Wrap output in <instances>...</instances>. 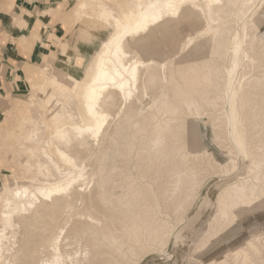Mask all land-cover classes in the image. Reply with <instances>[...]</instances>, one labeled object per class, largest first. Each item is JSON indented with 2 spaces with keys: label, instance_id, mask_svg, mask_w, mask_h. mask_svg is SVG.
<instances>
[{
  "label": "rangeland",
  "instance_id": "obj_1",
  "mask_svg": "<svg viewBox=\"0 0 264 264\" xmlns=\"http://www.w3.org/2000/svg\"><path fill=\"white\" fill-rule=\"evenodd\" d=\"M81 1L52 0L54 3L52 7L43 11L40 16L45 21L43 29L46 35L58 29V36H54V40H52V36L49 37L54 52L44 57L27 72L28 77L25 81L27 87H24L21 93L0 94V147L3 148V155H0V188L20 184V182L26 181L28 176L23 164L29 160L30 155L27 152L19 155L16 151L21 141L20 133L16 129L20 117L28 121L25 125L28 128H32L31 125L34 127V123L37 124L40 141L27 144V147L33 149L35 153L49 141L52 129L58 124L80 123L78 99L68 94L67 90H60L53 86L52 82L53 78L57 76L63 82L64 87L70 88L71 81H80L94 49L98 48V43L94 41V31L92 30L88 37L85 24L81 21ZM234 1H236V7L227 17L221 16L215 11L212 14L214 21L202 11H199L195 16L201 26L210 25L218 35L227 36V42L222 46V56L209 53L213 32L196 36L186 31L181 32L177 26L178 19L163 22L160 32L154 29L146 33L141 41L131 43L129 48L133 52L134 59L144 62L139 71L137 93L122 110L120 105L123 103V99L120 97H117L115 103L107 108L112 116L97 141L87 135L80 136L70 131L72 143L69 144L68 149L76 153L77 163H83L86 167L85 177L70 190L74 194L75 204L69 206L63 198L56 202L53 200L44 201L46 204L42 205L39 211L41 215L46 214L47 217L32 221L30 224L32 227L29 229L24 227L26 232L23 242L26 245L24 251L34 250L41 238L47 239L52 233L57 232L66 219L70 220L67 225L68 229H74L76 224H79L76 226V228L78 227L77 231L80 229L83 232L76 231L77 234L81 233L82 235L78 236V239L81 240L83 237L85 241V238L88 237L86 234L89 235L92 231L88 230L89 225L87 228L86 225L90 224L89 216L93 215L99 218L96 237L102 244L100 247H103L102 249L98 248L102 250H99L101 256L98 254L99 258L95 262L93 258L90 260L91 262L93 260V264H101L102 259L107 260L106 264H218V261L225 262L227 260L224 258L231 255V249L235 252L242 247L247 251L251 249L248 253H253L252 248L246 244L249 242H246L245 239L251 241L253 238L256 240L255 242L258 241L257 244H264V208L258 209L257 205H253L254 208L248 207L247 211L235 214L234 218L231 217L233 220L228 221L230 223H227V226H229H225L223 230L221 229L222 231L216 234L210 231L209 223L206 224L209 212L210 218L214 215L211 210L214 209L212 205L207 206L205 203L208 198L215 201L221 187L237 185L242 181L251 182L254 180L256 182L258 179H254L255 174H264V139L256 137L249 139L246 143L242 141L243 146L239 152L232 141L234 127H229V124L233 125V119L229 117L232 108L237 109L239 103H246L247 107H251L255 102L253 106L259 104V111L247 116L250 124L242 125V130L249 136V128L256 136L258 132L264 130V102H261L264 97L258 96L257 99L250 100L242 98L245 89L250 86L249 83L262 75V72L257 68L258 55L253 54L250 43L257 33L255 21H259L258 29L264 32V0ZM201 4L204 3L201 2ZM217 7L214 6V10ZM48 20L49 23H47ZM15 25L23 26L19 18L15 19ZM81 35L84 37L86 35V37L83 38ZM190 36H194L196 39L193 37L194 42L186 48V38ZM236 37L239 40H245V49L248 52L238 55L240 60L238 72L231 82L227 72L233 67L232 47ZM248 45L249 48H247ZM203 47L207 48L206 53L199 52ZM262 49L264 48L261 47ZM189 54H193V58H188ZM246 55L248 58L244 57ZM48 64L51 66L47 69ZM58 78L56 80H59ZM212 90H220V97L209 98ZM195 102L205 111L199 117L194 106ZM173 106L178 109H174ZM210 110L214 111V114ZM195 119L199 122H196ZM235 119L234 125L238 127L237 117ZM176 120L195 121L198 124V133L201 137L198 139L197 156L195 154L192 156V153L188 152L170 161L177 164L184 162L189 169H193L195 181L198 183L196 197L188 208L185 206L186 203H182L175 210L170 211L164 207L163 203L154 204L150 198L142 196L140 210L145 214L148 209L149 214L155 220L154 223L146 225L138 214V208L134 206L135 202L126 205L121 195H132L142 187L149 188L151 195L156 198V202L160 201L159 192L162 184L170 190L173 188L174 173L172 168L164 171L159 177L153 175L140 178V173L148 175L147 173L151 172L148 166L153 164L156 167L160 165L161 161V156L158 154L149 156L147 153L145 157H141L144 148L142 139L149 138L151 132L156 129L164 135L168 134L169 124ZM222 126H226L223 129L225 133H220ZM46 146L44 148L53 154V158L63 169L69 167L65 161L59 159L53 145L46 144ZM247 149L249 151L245 153L244 150ZM255 154L259 156L256 160L252 159ZM181 156L182 158L185 156L183 158L185 161H182ZM38 158L40 159L41 156L30 158V162L36 163ZM42 160L46 159L42 158ZM211 163L214 164L215 169L218 168V171L217 169L207 171L206 166ZM140 164L146 166L142 171ZM36 170L35 167L32 173L38 172ZM51 175L54 178L58 177L53 169H51ZM38 176L44 180L47 178V171H41ZM48 177L51 178V176ZM140 183L142 186L138 185ZM133 195L136 196V194ZM208 207L210 208L207 209ZM68 213L71 215L73 213L71 219H69ZM57 220L59 221L57 222ZM126 221L130 223L127 225ZM205 224L206 226H203ZM145 225L151 230H155L157 234L167 237L165 244L159 240L157 242L149 240L147 246L149 248L146 247L143 250L146 251L142 252L144 255L139 252L132 253L131 245L138 241L135 226L144 227ZM43 227H45L44 230ZM104 227L110 228L118 239H120V231L126 229L130 235L128 241L125 244L116 242L115 249L109 248L102 235ZM191 229H193L192 232ZM195 231L202 236L205 234V236L202 238ZM209 232L211 236L208 237L206 233L209 234ZM84 234L86 237L83 236ZM191 234L197 235L195 237ZM256 237L259 239L257 240ZM195 238H197V242ZM83 240V244L81 241L78 243L79 240L75 241L78 246H82L81 249L71 241L68 244L70 247H67L71 254V250H73V256H75V252L77 255L80 254V259L85 257L84 253H86ZM242 241L246 243L243 244ZM77 248L78 251H76ZM105 252H107L106 255ZM234 252L232 253L234 254ZM137 254L142 255L140 258L134 257ZM81 255L83 256L81 257ZM22 256L23 254L17 257L19 258L16 261L17 264L36 263L37 257H32L31 253L28 254L29 257L20 259ZM235 262L233 258L231 261L229 260V264H235ZM80 263L92 264L83 263V261ZM70 264L79 263L72 262Z\"/></svg>",
  "mask_w": 264,
  "mask_h": 264
},
{
  "label": "bare ground",
  "instance_id": "obj_2",
  "mask_svg": "<svg viewBox=\"0 0 264 264\" xmlns=\"http://www.w3.org/2000/svg\"><path fill=\"white\" fill-rule=\"evenodd\" d=\"M201 2H203L204 4L202 5ZM214 6L218 7L214 10ZM235 7L236 1L234 0L81 1V21L85 24V31L88 37L91 31H94V41L98 43V48L94 49V52L91 55L89 63H87L84 69V73L80 81H71L70 84H72V86L70 88L64 87L63 82L60 81L57 76L53 78L52 82L53 86L57 87L60 90H67L68 94L78 99L80 108V123L67 122L58 124L55 128L52 129L51 135L49 134V141L46 142L48 146L53 145L55 147L59 159L65 161L69 165V167L63 169L59 165L58 161L53 158V154L51 152L49 153L48 150L44 148L47 147L46 144L44 147H42L41 150H38L36 153L33 151V149L27 147L28 143H38L40 141L39 132L36 127L37 124L34 123V127L31 125L32 128H28V126H25L28 122L26 119H21V117L20 119H18L16 129H18L20 133L21 141L19 142V147L17 146L18 149L16 151L19 155H23L26 152L30 155L29 160L27 162L25 161V163L23 164V167L24 169H26L28 176L26 181L20 182V184H13V186H3L2 188H0V264H17L16 261L19 259L17 258L18 256L23 254V256L20 258L22 259L24 257H27L30 253L32 257H37L35 264H70L72 262L81 264L80 262L82 261L83 263H92L93 260L95 262V260L99 258L98 256L101 254H99V250H101L103 247H100L102 246V244L96 237V230L98 228L97 220H99V218L94 215L89 216L90 224L86 223V228L89 225L88 230L92 231L90 233L91 235H87L85 233L86 236H88L87 238H85V234L83 235L85 236V241L83 240V237H80L81 240L78 239V236L82 235L81 233L77 234V232H83L80 231V229L79 231H77L78 227L76 228V226L78 223H75L76 226L74 227V229L70 227V225H72L70 224L69 227L71 229H68L67 225L69 224L70 220L66 219L65 223H63V225L59 227L57 232L55 231L54 233H52L47 239L41 238L40 242L34 250L27 249L26 251H24V248L26 247V245L23 243L26 237L24 227L29 229L32 227L30 226L32 221L35 222V220L38 221L41 218L47 217L46 214L41 215V212L39 211L40 207L46 204V202L44 201L53 200V202H56L60 200V198H63L66 203L69 204V206H74L75 204L74 194L71 193L70 190L74 187L75 184L79 183L85 177L86 167L83 163L78 164L76 153L68 149L69 144L72 143L71 132H74V134L80 136L87 135L89 138L97 141L101 133H103L107 122L112 116L107 108L115 103L117 97H120L123 99V103L120 105V109L122 110L125 104L137 93L139 71L144 62L138 59H134L135 57L132 56L133 52H131L129 48L131 43H137L141 41L146 33L154 29L160 32L162 30L163 22L174 21L178 19L179 21L177 22V26L179 31L181 32L186 31L191 34H195V36L197 34L205 35L206 33L213 32V41L211 42L212 45L209 49V53L222 56V46L227 42V36H225L224 34L218 35L210 25H207L206 27L201 26V24L196 20L195 16L199 11H202L204 14L208 15L212 21H214V19L212 18V14L214 11L215 13L218 12V14L221 16L227 17L235 9ZM255 23L257 25V33L254 40L250 43V48L253 54L256 53L258 55L257 68L262 72V75L252 83H249L250 86L247 87L243 93V100H250L254 98L257 99L258 96L264 97V49L261 50V47L264 48V32L258 29L259 21L257 20L255 21ZM156 25L158 26L155 27ZM81 36L83 38L86 37V35L85 37L84 35ZM193 37L194 36L186 38V48L192 45V43L194 42L193 40L196 39V37H194L195 39ZM244 41L245 40H239L236 37L233 43L232 51L234 54V63L232 69L228 70L227 72L228 78L229 80H231V82L235 79V76L238 72L240 63L238 55L240 53L248 52V50L245 49ZM247 48H249V45L247 46ZM258 48L259 50H257ZM199 52L206 53L207 48L203 47ZM193 56V54H189V56L187 55L188 58H193ZM244 57L246 58L247 55ZM50 66L51 64H48L46 68L48 69L50 68ZM56 78H58L59 80H56ZM220 95V90H212L209 94V98H218L220 97ZM261 102H264V100H261ZM253 104L251 105V107H247L246 103H239L238 108H232L229 113V117L233 119V125L230 126L229 124V127H234L232 137V141H234L233 145L235 144L239 152L241 151L243 146L242 141L246 143L249 139H254L256 137L264 139V130L258 132L257 136L250 128V136L247 132L242 130V125L246 124L248 126L250 124L247 116L259 111V104L255 106H253ZM194 106L197 110L198 117L205 112L197 102L194 103ZM173 108L176 110L178 109V107L176 106H173ZM210 112L214 114V111L210 110ZM235 116L238 120V127H235L234 125V119L236 118ZM29 121L32 122L31 120ZM195 121H173L168 126V134L164 135L160 130L156 129L151 132L149 138L145 137L142 139L144 148L141 157H145L147 153L149 156L158 154L161 156V161L160 165L156 167L153 164L149 165L148 168L151 170V172L147 173L149 176L144 175L141 172L140 178H143L144 176L150 177L153 175L159 177L164 171L169 168H172L174 173V186L171 190L168 189L165 185H161L159 192L160 201L155 202L156 198L151 195V190L149 188L143 187L133 193L136 194V196L133 194L121 195V197L124 199L123 202L126 205L130 202H132L133 204L135 202L134 206L135 208H138V210H136L138 211L141 220L143 221V223H146V225L149 223H154L155 220L153 216L149 214L148 209L146 210L145 214L142 210H140L142 205L141 201L143 199L142 196H146L148 199L150 198L154 204H157L158 202L163 203L164 207H166V209L170 211L175 210L182 203H186L185 206L188 208L192 200H194L196 197L198 183L195 181L193 169H189L184 164V162L182 164L170 162L172 159H176L184 153L187 154L189 152V154L192 153V156H194L193 154L196 155L197 146L199 143L198 139L201 136L200 133H198V124L195 123ZM224 127L226 126H222L220 133L224 132ZM2 150L3 148L0 147V155H3ZM248 151V149L244 150L245 153H248ZM36 156H41L40 159L38 158V162H30V158L32 159V157L35 158ZM42 158L46 160L43 161ZM183 158H185V156ZM258 158L259 156L255 154L252 159L256 160ZM182 161L185 160L183 159ZM168 162H170V165H168ZM207 165V171H212V169H215L213 163ZM35 167L37 169L36 171L38 172L32 173V170ZM140 167L141 171L146 168V166H144L143 164H140ZM51 169H53L54 173L58 176L57 178H54L53 175H51ZM216 169L218 171V168ZM43 170L47 171V178H45L44 180L40 179L39 176L37 177V175H39V173ZM208 175L210 174L208 173ZM48 176H51V178ZM213 176L215 177V174H213ZM204 178L206 177L204 176ZM255 178L259 181H242L237 185L223 186L220 188L215 201H212V199L209 198L205 201L207 206L212 205V208H214L211 209L213 210L214 214H211V218L209 217L210 212L209 215H207L208 219L204 217L207 220L206 224L209 223L208 227L210 228V231H213L214 234L222 231L224 227L227 226V223H230L228 221L233 220L235 214L244 210L247 211L248 207L257 205L258 209L264 208V174H255L254 179ZM138 185L142 186V183ZM167 191L171 192L168 193ZM39 204L41 205L39 206ZM209 208L210 207H208L207 209ZM203 212L205 213V210ZM67 215L70 216V218H68L71 219L73 213L72 215L71 213H68ZM58 221L59 220H57V222ZM126 222L127 225L130 223L129 221ZM75 224H73L72 226H74ZM206 224L203 226H206ZM95 225L97 226L96 228ZM146 225L144 227L135 226L138 241L131 245L132 253L145 252L146 250H143L148 246L149 240L153 242H157L159 240L161 243L165 244V240L167 239V237L157 234L155 230H151ZM129 227L132 226L129 225ZM42 229L44 230L45 227H43ZM192 230L193 229H191V232ZM206 232L208 233V231ZM195 233L198 234V232L196 231ZM207 233L206 235H208V237L211 236L210 232L209 234ZM102 235L104 242L108 244L109 248L113 249H115L116 242L125 244L130 236L126 229H122L119 234L120 239H118L114 236L112 230H110V228L108 227H104L102 229ZM191 235L195 236L194 234ZM198 236L201 237L202 234H198ZM203 236H205V234H203ZM195 239L194 240L197 242V238ZM82 240L84 241V245L86 247V253H84L85 257L81 255V257L83 256V258L80 259V254L77 255V252L74 251L76 254L75 256H73V250H71V254L69 251L70 249L67 250V247L69 246L68 244H70V241L73 243L75 241H78V243L81 241V243L83 244ZM245 240L249 243H244L252 248L253 253H248V251H250L251 249H248L247 251L245 248H242L241 245H238L241 248H238L235 252L231 249V255H227L226 257V254H223L225 256L224 259H227L225 262H218L220 264H229V260L231 261V259L233 258L236 261L235 264H264V244H257L258 241L255 242L256 240H253V238L251 239V241H248L247 239ZM76 242L75 244H77ZM202 242H204V240ZM78 247H80V245ZM81 247L79 249H81ZM99 247L101 249H98ZM148 248L149 247H147V249ZM85 250L83 252H85ZM76 251H78V248ZM226 251L228 252V250ZM232 252H234V254ZM108 253H110V251ZM106 254L107 252H105V255ZM142 254L144 255V253ZM110 255L107 256L110 257ZM137 256L140 258L139 254L135 255L134 257ZM92 258L93 260L91 262L90 260ZM102 260L101 262L99 260L101 264L105 261L107 262L106 259L105 261L103 260V262Z\"/></svg>",
  "mask_w": 264,
  "mask_h": 264
},
{
  "label": "crops",
  "instance_id": "obj_3",
  "mask_svg": "<svg viewBox=\"0 0 264 264\" xmlns=\"http://www.w3.org/2000/svg\"><path fill=\"white\" fill-rule=\"evenodd\" d=\"M53 4L52 0H0V94L21 93L27 87V72L54 52L49 37L54 40L58 29L46 35L40 16ZM18 18L22 27L15 25Z\"/></svg>",
  "mask_w": 264,
  "mask_h": 264
}]
</instances>
